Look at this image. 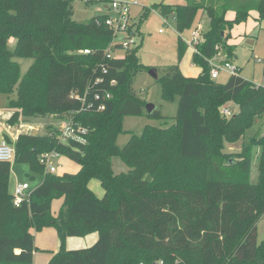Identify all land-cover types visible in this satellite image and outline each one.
<instances>
[{"label": "trees", "instance_id": "trees-1", "mask_svg": "<svg viewBox=\"0 0 264 264\" xmlns=\"http://www.w3.org/2000/svg\"><path fill=\"white\" fill-rule=\"evenodd\" d=\"M73 1L0 0V94H16L8 99L15 111L8 125L21 117L54 115L87 129L85 143H61L48 134L17 136L15 161L44 172L42 183L20 207L13 205L9 191L10 162H0V264H33L39 251L33 232L47 227L60 240L48 264H264V239L257 240L264 210V134L252 139L259 147L257 183L249 181L251 147L224 151L256 120L263 119L264 126V87L240 77L239 70L225 84H217L208 65L217 44L227 61L234 53L235 47L226 44L233 23L226 14L233 11L239 23L256 11L264 21V0L153 5L163 17L175 20L179 56L186 47L180 34L199 12L207 16L203 43L193 55L201 74L189 78L178 65L168 67L156 81L164 101L178 98L174 124L146 126L122 148L116 144L122 119L143 116L147 104L134 92L133 80L150 68L139 61L141 44L122 58L108 57L114 31L106 24L107 16L77 22ZM134 26L138 34L139 24ZM11 37L16 39L13 51L7 47ZM16 58L32 60L23 76ZM227 103L238 107L229 118L219 113ZM148 116L164 119L156 110ZM58 128L50 130L54 134ZM49 152L76 160L78 172L45 173L39 157ZM113 159L129 170L115 174ZM196 164L207 175L194 169ZM91 180L100 183L103 201L88 192ZM59 199L62 205L53 216L52 202ZM93 233L98 238L92 246L65 248L66 238Z\"/></svg>", "mask_w": 264, "mask_h": 264}, {"label": "rangeland", "instance_id": "rangeland-1", "mask_svg": "<svg viewBox=\"0 0 264 264\" xmlns=\"http://www.w3.org/2000/svg\"><path fill=\"white\" fill-rule=\"evenodd\" d=\"M183 1V2H182ZM129 21L139 24V31L136 35L135 41L137 44H141L139 50V61L142 65L155 69L158 79L165 75V71L168 67L178 65L181 74L189 78H197L201 74L199 66L194 64L193 55L194 51L187 43L191 41L193 31L198 25H200L203 33L207 31L209 20L207 16L202 13H198L195 17L190 28L184 30L180 37L186 47L183 50L181 56L178 54V32L176 30L175 20L172 17L165 18L160 14L157 8L153 7V3L156 5H182L185 4V0H129ZM182 2V3H181ZM71 11L73 20L85 23L89 19L95 16H108L110 18L119 19L118 13L108 5V8H104V4L100 0H75L71 3ZM235 14L233 11H229L226 14V20L232 21V27L227 30L226 44L234 46V53L229 59V63L235 65L239 70V76L246 81L251 82L255 86L264 87V21H260L256 11H251L244 22L235 23ZM122 38L118 36L117 40ZM16 46V39L11 37L7 41V47L13 51ZM214 59H226L222 45L215 46ZM114 58H121L124 56V50H116L113 54ZM15 61L20 67V76L26 74L30 65L31 59L16 58ZM223 64V63H222ZM230 77V74L220 72L219 77L215 80L217 84H225ZM153 79L148 72H140L133 80V90L136 95L146 103L154 105L155 110L159 111L164 117H149L146 111L143 116L140 117H124L122 119V133L117 137L116 144L122 148L127 144L132 134L141 135L146 126L153 127H169L174 124V117L177 113L178 98L174 101L166 102L161 98L162 87L161 84ZM16 97L15 92L9 97L7 95L0 94V142L2 138L7 135L10 139V144L15 143V134H32L36 136L47 135L51 132V128L59 127L67 119L66 117H58L54 115L45 117H21L19 122L15 125H8L9 115H12L14 110L8 107V99H14ZM229 108L232 115L236 114L238 107L232 103L225 104L219 109L221 116L223 110ZM11 117V116H10ZM225 117V116H224ZM229 118V117H226ZM6 119H8L6 121ZM11 123V122H10ZM16 130V131H15ZM264 134L263 119H258L254 122L253 126L248 129L244 136L236 143L226 144L225 152L227 153H239L244 147H251L252 149V163L249 174V181L257 183L259 178V147L257 144H252V139L257 138ZM11 135V136H10ZM7 141V140H6ZM8 142V141H7ZM9 143V142H8ZM56 168L54 175L67 176L73 175L78 170V164L76 160L59 156L49 162ZM11 170L9 176V191L13 194L14 185L13 182H28L30 188L37 187L44 178V172H34L28 163L16 162L13 158L10 161ZM112 168L115 174L127 172L128 167L123 164L119 159H113ZM194 169L198 171L204 170V175H207V171L203 165H193ZM47 170L45 169V173ZM95 184L99 185L97 180H94ZM99 188V189H100ZM91 189H94L93 187ZM102 189V188H101ZM95 193V197L98 198L96 190H92ZM94 197V198H95ZM264 239V210L261 213L257 222V240L260 242ZM88 247H79L70 250H78ZM160 261V260H159ZM161 263V262H160Z\"/></svg>", "mask_w": 264, "mask_h": 264}, {"label": "built area", "instance_id": "built-area-1", "mask_svg": "<svg viewBox=\"0 0 264 264\" xmlns=\"http://www.w3.org/2000/svg\"><path fill=\"white\" fill-rule=\"evenodd\" d=\"M107 4V3H106ZM114 11L118 13L119 19L110 18L107 16L106 24L110 29L114 31V38L110 44V47L107 49L108 57H113V53L116 50H130L137 45L135 41L137 32L135 31V22L129 21V2L112 0L108 3ZM121 35L122 38L117 40L118 36ZM203 43V31L198 25L193 31L191 36V41L187 45L193 49L194 53H198V47ZM118 47L117 49L115 47ZM84 54H89L88 50L83 51ZM114 58V57H113ZM122 58V57H121ZM223 63V64H222ZM208 65L210 67L209 75L212 80H216L219 77L220 72H225L227 74L235 75L238 71V68L230 64L226 59L215 60L211 58L208 60ZM110 96L107 95V98ZM102 110L103 108L100 107ZM223 115L225 117H230L232 115L229 108L223 110ZM49 136H54L61 143H69L70 141H75L79 143H85L87 129L74 123L72 119H67L59 126L56 133H48ZM60 155L56 152H49L42 154L39 157V163L44 166L47 170V173L55 174L56 168L53 165H50L49 162L55 158H58ZM15 158V147L14 143L10 144L5 139L0 142V162H10ZM30 187L28 183H18L14 187L12 194L13 205L15 207H20L22 203L28 201L30 196Z\"/></svg>", "mask_w": 264, "mask_h": 264}, {"label": "crops", "instance_id": "crops-1", "mask_svg": "<svg viewBox=\"0 0 264 264\" xmlns=\"http://www.w3.org/2000/svg\"><path fill=\"white\" fill-rule=\"evenodd\" d=\"M100 1L104 4V8L107 9L109 1H112V0H100ZM118 1H126L127 2L129 0H118ZM153 1H156V0H153ZM159 1L163 2L164 0H159ZM185 1H187V0H185ZM185 4H186V2H185ZM153 5H156V4L153 3ZM164 5H166V4H164ZM182 5H184V4H182ZM172 6H174V5H172ZM10 116L11 115H9L8 119L10 118ZM8 119H6V121ZM13 134H15V138L18 136V134L14 133V132L11 133V135H13ZM5 137H8V136L5 135L2 138V140L5 139ZM9 139L13 140L14 138L11 137ZM78 170H79V166H78ZM78 170L75 171L74 174H76L78 172ZM94 182H95L94 180H91L89 182L88 192L90 194H92V197H95V193L92 191L95 189L98 198L95 197L94 199L99 200V201H103L104 200V191L99 187V185L95 184ZM18 183H20V182L14 181L13 185L16 186V184H18ZM22 183H28V182L25 181ZM29 187H30V185H29ZM92 187L94 189H91ZM35 188H33V189L30 188V190H34ZM65 188L68 189L69 185L65 184ZM62 202H63L62 199L54 200L52 202L51 213L53 216L57 215V213H58V211L62 205ZM33 234H34V238H35V246L39 249V251H37L33 254V264H48L53 253H56L60 249V240H59L58 234H57L56 230L52 227L44 228L42 231L37 232V233L33 232ZM97 238H98V235L96 233L90 234V235H88L86 237H82V238L68 237L65 240V248L67 250H70V249L79 248V247H90L97 241Z\"/></svg>", "mask_w": 264, "mask_h": 264}, {"label": "water", "instance_id": "water-1", "mask_svg": "<svg viewBox=\"0 0 264 264\" xmlns=\"http://www.w3.org/2000/svg\"><path fill=\"white\" fill-rule=\"evenodd\" d=\"M149 75L153 78V79H158V76H157V72L155 69H150L148 71ZM155 110V107L154 105L150 104V103H147L145 105V111L147 114H151L153 111Z\"/></svg>", "mask_w": 264, "mask_h": 264}]
</instances>
